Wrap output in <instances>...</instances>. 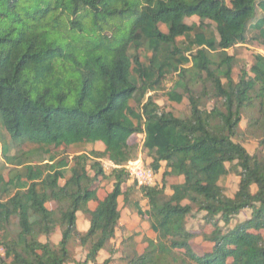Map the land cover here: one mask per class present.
Segmentation results:
<instances>
[{"label":"trees","instance_id":"1","mask_svg":"<svg viewBox=\"0 0 264 264\" xmlns=\"http://www.w3.org/2000/svg\"><path fill=\"white\" fill-rule=\"evenodd\" d=\"M249 43L264 47V0H0V264H99L101 251L102 264H264V56L229 54ZM160 94L186 111L161 107ZM135 135L154 174L164 163L153 187L124 169ZM119 198L154 235L141 253L137 234L110 244ZM198 215L202 255L187 228Z\"/></svg>","mask_w":264,"mask_h":264},{"label":"rangeland","instance_id":"2","mask_svg":"<svg viewBox=\"0 0 264 264\" xmlns=\"http://www.w3.org/2000/svg\"><path fill=\"white\" fill-rule=\"evenodd\" d=\"M228 1V0H227ZM257 17L262 16L261 12L258 10L257 11ZM187 24H192V23H198L197 18L193 17L191 19L186 20ZM230 55H235L237 60L241 63V64H247L249 65L252 61V57L255 54H261L264 56V47L259 46L257 43H249V44H245V45H238L235 49H232L229 51ZM238 75V71L237 69L234 70L233 73V78L236 79ZM168 86V85H167ZM157 103L158 105H160L161 107L167 108V110L171 109L175 112H185V104H181V105H170L167 104L164 100L163 97H161L160 95H157ZM240 128L244 129L245 128V120H242V122L240 123ZM142 139L143 136L142 135H135L133 137L130 138L129 140V144L136 146L138 148L137 150V156L136 158H140L141 161L143 162V165H147L146 163V159L143 157V154L140 153V146L142 143ZM244 148L247 150L248 153L250 154H254V152L257 150V144L255 141H247L245 143H243ZM96 149L101 148L100 145H97L95 147ZM30 149V146L25 144L21 147V150L23 151H27ZM91 149V147L88 148V150ZM15 150L11 151V153L13 154ZM5 166V162L1 157V144H0V171L1 168ZM103 169L105 170L106 173H109L111 171V168L109 167V165L103 166ZM4 173V172H3ZM156 184L160 181V173H158L156 175ZM168 182L170 183V180H168ZM59 183L61 185L64 184L63 180H60ZM237 183H238V179L236 176L234 175H228L227 177H225L224 179L221 180L220 184L222 187H224V189L226 190L227 195L232 196L234 194V192L237 189ZM129 184H131L129 182ZM111 190V183L109 181H104L100 184L99 187V191H98V195L100 198H102L107 192H109ZM135 198L139 199L142 206L144 207V203L143 201L140 199L139 196L134 195ZM57 203H53L48 205V208L50 209H56ZM94 205L91 203V207H93ZM119 211L121 214V218L119 221V229L116 231L115 237L114 239L111 241V246L115 249L120 250L121 249V242L123 238L129 237L130 235H135L137 234V237L134 238V242L137 245V251L139 253L142 252L143 247L141 245V239L142 237H148L153 239L154 235L150 232L148 223H146L145 221L141 220L140 218L137 217V215L135 213H133L132 211H130L128 208H126L123 205L122 202V198H119ZM248 212H244L241 213L235 220L232 221L231 225H233L235 222L238 221H242L244 220L247 216H248ZM86 218L83 217L82 215L79 214V219H78V226L80 230H85L86 229ZM201 220H200V215L196 216V217H191L187 219V228L189 231L199 234V237H197L196 239H194L192 241V248L194 250V252L198 255H202L205 254L207 252H209L210 250V245L203 242L200 233L201 231ZM210 229L208 227H206L204 229V232H209ZM59 240V233L58 231L50 238V241L53 244H56ZM42 242L45 241L44 238L41 239ZM69 251H70V255L72 257V259L76 260V261H83L84 257H85V251L79 247L77 244L75 243H71L69 245ZM119 256L118 254H116L115 256L112 257V261L111 264H120L119 260ZM109 257L108 253L106 251H101L99 253V256L97 258V262L99 264H102L107 258Z\"/></svg>","mask_w":264,"mask_h":264},{"label":"built area","instance_id":"3","mask_svg":"<svg viewBox=\"0 0 264 264\" xmlns=\"http://www.w3.org/2000/svg\"><path fill=\"white\" fill-rule=\"evenodd\" d=\"M102 166L109 165L111 169L116 168L109 161H101ZM125 171L130 177V180L135 182L138 187H153L156 185V176L153 171L148 167L143 165L140 158L134 161L128 162L124 166ZM4 256L3 248L0 246V257Z\"/></svg>","mask_w":264,"mask_h":264},{"label":"crops","instance_id":"4","mask_svg":"<svg viewBox=\"0 0 264 264\" xmlns=\"http://www.w3.org/2000/svg\"><path fill=\"white\" fill-rule=\"evenodd\" d=\"M143 140V139H142ZM102 149V147L100 148V150ZM97 150H99V149H97ZM103 162V161H107V160H100V162ZM146 166H148V164L150 163V160L149 159H146ZM161 166H162V168L160 169V171H159V173H162V171H163V166H164V163H161ZM157 174H155V176H156ZM238 179V178H237ZM60 184V183H59ZM60 186H62L61 184H60ZM235 193V192H234ZM94 206L93 207H91V203L89 204V207H90V209H93L94 207H95V204L94 203H92ZM79 214L80 213H78L77 214V221H76V223H77V228H78V230L80 231V232H82V233H84V232H86L87 231V229H88V227H89V224H88V221L86 220V229L85 230H80L79 229V226H78V219H79ZM80 215H82V214H80ZM83 216V215H82ZM84 217V216H83ZM59 241V240H58Z\"/></svg>","mask_w":264,"mask_h":264}]
</instances>
